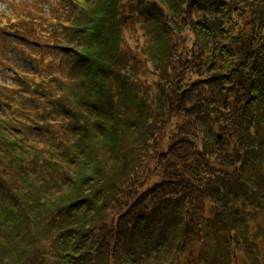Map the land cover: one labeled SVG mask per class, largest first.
Masks as SVG:
<instances>
[{"label":"trees","instance_id":"trees-1","mask_svg":"<svg viewBox=\"0 0 264 264\" xmlns=\"http://www.w3.org/2000/svg\"><path fill=\"white\" fill-rule=\"evenodd\" d=\"M41 14H0L19 70L0 84V264H233L243 247L264 264V229L250 228L264 212V0H65ZM175 43L192 54L188 81ZM173 119L182 141L158 150ZM234 131L243 155L224 140ZM153 150L182 190L123 214Z\"/></svg>","mask_w":264,"mask_h":264},{"label":"rangeland","instance_id":"rangeland-1","mask_svg":"<svg viewBox=\"0 0 264 264\" xmlns=\"http://www.w3.org/2000/svg\"><path fill=\"white\" fill-rule=\"evenodd\" d=\"M65 0H61V2H64ZM135 1V0H134ZM48 2H55V3H60V0H0V14H6V15H14V13H18V12H21L23 9H24V5H27L29 4L30 6L34 7L35 4H40V5H44V8L45 9H48ZM132 5H127L124 7V12L128 13V12H131L132 11ZM165 8V7H164ZM166 11H167V7H166ZM166 13H169V12H166ZM167 15V14H165ZM169 15V14H168ZM174 17H177L176 15H173ZM174 17H173V20H174ZM166 18H168L166 16ZM245 18V20H244ZM132 19L137 21V19L135 18V16H132ZM133 20L129 21L130 24L126 30V34H131V30L134 29V28H137V22L135 23ZM243 20L244 21H247V15L243 16ZM249 26V24H248ZM17 33H19V31H17ZM176 31L172 30V39L175 38V41L180 37L179 34H182L181 32L179 34L176 35ZM126 36V35H125ZM133 36V34H132ZM127 37V36H126ZM179 40H181L179 38ZM173 42V41H172ZM214 43V42H213ZM0 44L9 48V45H10V42L7 43V39L4 38L3 36H0ZM173 44V43H172ZM176 46V50L178 49V53L181 54L183 52V55L179 58H177V60L179 61V69H178V72L182 74V80L183 81H188L189 80V77H194L192 76V74L190 72H187L188 70H191L193 67V62H182V57H191L192 54H189L187 51V49L181 45V46H178V44H174ZM133 46V45H132ZM182 49H186L185 51H181ZM4 53L6 55H9L5 49H0V62L2 61V55H4ZM147 62V61H146ZM148 64V62H147ZM213 65L214 63H209L208 64V69H211L213 68ZM202 68V66H201ZM147 75V74H146ZM147 77L150 79L154 78L155 76L153 75H147ZM151 82V81H150ZM177 111V110H176ZM184 113V112H183ZM178 119H173L172 121H169V126L170 127H167L166 130H170V141L168 139L164 140L162 142V147L159 148L158 150H162V151H166L168 147H172L173 145H175L177 142L179 141H182L180 139V137H177L176 138V135H181L178 131V127H177V124H178ZM183 123V122H182ZM239 127H240V124L237 123L236 125V128L239 130ZM240 131V130H239ZM224 137V136H223ZM172 138H176V143L172 144L171 145V139ZM239 139V136L236 135L235 131H234V134H232V132H229L228 134L225 135V138L224 140L227 141V146L229 147L230 149V152L234 153V150L236 147L235 145H237V149L239 151V154L241 153V155H243V150L240 151L239 150V147L242 145V139L241 141L238 140ZM233 144V145H232ZM245 149V148H243ZM238 153L235 151V155L234 157L236 158V155ZM150 157L152 158H149L148 160V168L147 169H143V167L140 169V173L139 175H137V178L140 177V183L138 185V189L139 190H133V192L131 191V193H133V197L131 198V200H129V196H125V198L123 197L122 199H120L119 203L116 204V207H119V209L121 208V203H124L125 201V207L124 209L121 211L123 214H125L127 212V210L129 209V206H132V205H138V206H144L145 205V200H148L149 202H155L158 200V198L162 195L165 194V192L167 190H171L173 193H178L182 190V187L181 185H178L177 183V179H170L168 176V172H165V170L163 169V167L160 165V163H158L157 161V153L154 152V150L152 152H150L149 154ZM179 156H181L180 152H179ZM209 156V155H208ZM245 158L247 157V155H244ZM210 158H213L211 156H209ZM243 159V156L241 157ZM175 157L173 156L172 157V161H174ZM196 157L193 158V163L196 164ZM122 161V160H121ZM166 161V160H165ZM226 161H231V162H235V160L233 161L232 158H230L229 160L227 159ZM123 163V161H122ZM238 163V162H237ZM201 164V163H200ZM236 164V163H234ZM162 165H164L162 163ZM166 165H167V162H166ZM253 162H251V164L247 165L248 167L249 166H253ZM201 166H203V164H201ZM200 166V167H201ZM217 168L219 169H225V171L227 172H233L235 170V166L233 167L232 165L228 168L225 164L224 166L223 165H220V164H216ZM237 168H238V164H236ZM169 170L172 171V173L174 172V174L172 175L174 178L177 176V178H179L178 176V172L175 173V171H173V169L169 168ZM99 173L102 175V177L100 179H102L101 183H104V182H107L109 181L111 178H109V174L108 173H104L103 169H98ZM155 172V173H153ZM141 173L145 174L143 176L140 175ZM230 173V174H231ZM176 174V175H175ZM143 178V179H142ZM180 179V178H179ZM166 183V184H165ZM105 184V183H104ZM165 185V187H164ZM190 189V188H189ZM184 193V192H183ZM194 193L195 195L197 196L195 190H194ZM255 193V192H253ZM252 194V193H250ZM193 195V194H192ZM194 195V196H195ZM230 197V196H229ZM254 197L255 198H258L257 194H254ZM124 199V200H123ZM261 198H258V200L260 201ZM129 200V201H127ZM207 201V200H206ZM127 204V205H126ZM221 205V204H220ZM207 207H212L210 203L207 202ZM221 207V206H220ZM248 207L251 209L253 208L251 205L248 204V201H244L243 199V206L241 207L242 209H245L247 210ZM260 212L257 213V216L258 218L256 220H252L250 222V228H251V235L253 233V231L256 233L257 230L255 229V223H257L259 225V223L261 225H259V228L260 229H264V212H262L261 210H258ZM207 215L208 214V210H207ZM253 229V231H252ZM32 235L36 236L37 234L35 232H30ZM257 245H260L261 246V249H262V252H264V236L262 235L261 238H259L256 242ZM242 250V251H241ZM240 251L241 253H239V255L237 254V262L235 263L234 262V259H233V264H247V262H245V256H243V252L246 250V248H242ZM194 252H195V255L196 256V259H198V257H200V250L197 248V250L194 249ZM222 252L227 255L229 250L226 249L225 247L222 248ZM235 252V251H233ZM231 257V256H230ZM248 257V256H247ZM249 258V257H248ZM228 261L226 260L225 261V264L227 263ZM201 264V263H200ZM229 264V262H228Z\"/></svg>","mask_w":264,"mask_h":264},{"label":"bare ground","instance_id":"bare-ground-1","mask_svg":"<svg viewBox=\"0 0 264 264\" xmlns=\"http://www.w3.org/2000/svg\"><path fill=\"white\" fill-rule=\"evenodd\" d=\"M172 77H175V76L172 75ZM174 89L175 90H178L179 89V86L178 85H174ZM174 89L170 88L172 98H175V96H176V93H175V90ZM178 99H179V96H177L176 100L179 101ZM222 134H223L222 132H219L218 133L219 136H222Z\"/></svg>","mask_w":264,"mask_h":264}]
</instances>
